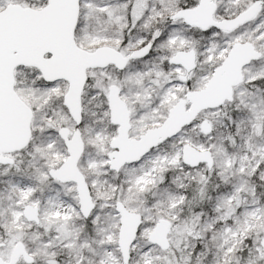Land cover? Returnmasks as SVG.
<instances>
[{
  "label": "snow or ice",
  "instance_id": "obj_1",
  "mask_svg": "<svg viewBox=\"0 0 264 264\" xmlns=\"http://www.w3.org/2000/svg\"><path fill=\"white\" fill-rule=\"evenodd\" d=\"M0 264H264V0H0Z\"/></svg>",
  "mask_w": 264,
  "mask_h": 264
}]
</instances>
